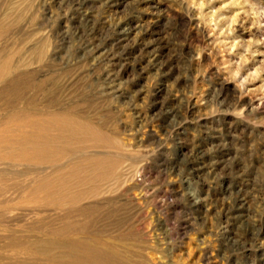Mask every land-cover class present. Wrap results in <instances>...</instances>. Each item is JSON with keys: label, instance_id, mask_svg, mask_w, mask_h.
<instances>
[{"label": "rangeland", "instance_id": "rangeland-1", "mask_svg": "<svg viewBox=\"0 0 264 264\" xmlns=\"http://www.w3.org/2000/svg\"><path fill=\"white\" fill-rule=\"evenodd\" d=\"M8 116L0 264H264V0H0Z\"/></svg>", "mask_w": 264, "mask_h": 264}, {"label": "bare ground", "instance_id": "bare-ground-1", "mask_svg": "<svg viewBox=\"0 0 264 264\" xmlns=\"http://www.w3.org/2000/svg\"><path fill=\"white\" fill-rule=\"evenodd\" d=\"M104 20V19H103ZM6 70V69H5ZM7 72V71H6ZM8 89V88H7ZM18 113V112H17ZM29 112H27V114H28ZM24 114V113H23ZM18 115H20V114H15V115H13V116H11V117H16V116H18ZM24 115H26V114H24ZM23 115V116H24ZM36 115V114H35ZM38 115V114H37ZM41 115V114H40ZM27 116V115H26ZM11 117L10 116H8L7 118H4V119H0V126H2L6 121L8 122V120H10L11 121ZM20 118L22 117V116H19ZM18 118V117H17ZM24 118V117H23ZM27 118V117H26ZM45 119V118H44ZM16 120V119H15ZM31 121V120H30ZM40 121H42L43 122V120L41 119ZM47 121V120H46ZM38 122V121H37ZM49 122V121H48ZM41 123V122H40ZM44 123H46V122H43L42 124H44ZM10 124V123H9ZM24 124V123H23ZM56 124V123H55ZM18 125V124H17ZM21 125V124H20ZM24 125H26V124H24ZM52 125V124H51ZM13 126H15V125H13ZM27 126V125H26ZM42 126V125H41ZM44 126H45V124H44ZM70 126V125H69ZM73 126V125H72ZM19 127V126H18ZM20 127H23V125L22 126H20ZM28 127H30L29 125H28ZM32 127V126H31ZM39 127V126H38ZM50 127H52V126H50ZM75 127V126H74ZM2 128V127H1ZM9 128V127H8ZM35 128V127H34ZM60 128V127H59ZM10 129V128H9ZM29 129V128H28ZM28 129H25V130H28ZM37 129V128H36ZM41 129H43V127L41 128ZM49 129V128H48ZM53 129V128H52ZM75 129H76V127H75ZM32 130H34V129H32ZM71 130V129H70ZM72 130H73V128H72ZM17 131V130H16ZM30 131V130H29ZM53 130H51V132H52ZM9 132V131H8ZM94 132V131H93ZM27 133V132H26ZM63 131L61 132V134H60V138H62V137H64V140L63 141H61L63 144H65L68 140H69V138H71L70 137V134L69 135H67V136H63ZM19 134V133H18ZM66 134V133H65ZM15 135V134H14ZM31 135H33V134H31ZM58 135V134H57ZM56 134H54V133H51V134H47L46 136H44L43 138H42V140H40V141H36L37 142V144L39 145V146H43V148L39 151V155L40 156H43V157H53V155H57V154H59V151L61 152L62 150H60V145L58 144L57 145V147H55V148H47V144L48 143H50V142H52V143H54L55 141H57L58 142V136H57ZM16 136V135H15ZM43 136V135H42ZM3 137H5V136H3ZM10 137H12V136H10ZM20 137V136H19ZM29 138L31 137V136H28ZM8 138V137H7ZM15 139V138H14ZM25 139V138H24ZM33 139H35V138H33ZM27 140V139H26ZM36 140V139H35ZM12 141V140H11ZM32 141V140H31ZM15 143V142H14ZM55 145V144H54ZM2 147V146H1ZM34 148V147H33ZM38 148V147H37ZM41 148V147H40ZM3 149H4V147H3ZM20 149V148H19ZM19 149H16L17 151L19 150ZM6 150H7V147H6ZM10 150V149H9ZM9 150H7V151H9ZM29 150V149H28ZM30 150H32V149H30ZM38 150V149H37ZM36 151V150H35ZM27 152V151H26ZM26 152H24V153H26ZM37 152V151H36ZM62 152H64V151H62ZM12 153H14V152H12ZM31 153V152H30ZM4 154H6V153H4ZM19 154V153H18ZM26 155V154H25ZM34 155V154H33ZM38 155V156H39ZM23 157H25L24 155H22ZM21 156V157H22ZM29 156V155H28ZM36 156V155H35ZM58 156V155H57ZM4 157V156H3ZM2 157V158H3ZM19 157V156H18ZM30 157V156H29ZM13 158H14V155H13ZM103 158V157H102ZM31 159H33V158H30V160ZM53 159H55V158H53ZM53 159H51V160H53ZM17 160V159H16ZM33 160H36V159H33ZM18 161H19V159H18ZM21 161H23V158H22V160ZM40 161V160H39ZM30 162V161H29ZM32 162V161H31ZM33 162H37V161H33ZM101 169V168H100ZM105 171V170H104ZM104 174V173H103ZM40 185V184H39ZM21 187V186H20ZM24 187V186H23ZM22 188V187H21ZM34 188V187H33ZM46 189V188H45ZM24 190V189H23ZM6 199V198H5ZM72 239V238H71ZM73 240H75V239H73ZM76 240H78V239H76ZM75 240V241H76ZM44 241V243H43V245H48V244H54V242H56L55 244L58 246L57 248H60L62 251L63 250H65L66 248H68L69 246H73V247H77V248H79L78 247V245L80 244V242L79 241H76V244L74 245L73 244V242H71V241H66L65 242V240H63V239H46V240H43ZM24 242V241H23ZM18 243H20L19 241H18ZM18 243H16L15 241L14 242H12V243H9V245L11 246V247H14V246H20ZM21 243H22V241H21ZM34 244V243H33ZM32 244V245H33ZM84 244V243H83ZM8 245V246H9ZM77 245V246H76ZM7 246V247H8ZM9 246V247H10ZM34 247V246H33ZM86 248L87 247V249L88 250H90L93 246H85V245H83V247L82 248ZM95 247V246H94ZM102 247V246H101ZM104 247V246H103ZM80 248H81V246H80ZM90 248V249H89ZM68 249H70V247L68 248ZM111 249V248H110ZM37 250V249H36ZM71 250H73V249H71ZM70 250V251H71ZM93 251H94V249H92ZM108 250H109V247H105V248H103V250L102 251H100L101 252V255L102 256H100V255H98V256H96V258H94V261L92 260V263H94V264H112V263H110V261H103V255H104V253H110V252H108ZM122 250V249H121ZM77 251V250H76ZM51 252V251H50ZM65 252H66V250H65ZM81 252V251H80ZM84 252H85V250H84ZM95 252H96V250H95ZM99 252V253H100ZM113 252H114V250H113ZM70 253V252H69ZM68 253V254H69ZM98 253V252H97ZM117 253V252H116ZM59 254V253H58ZM73 254V253H72ZM27 255V254H26ZM78 255V254H77ZM81 255V254H80ZM106 255V254H105ZM49 256V255H48ZM65 256V255H64ZM79 256V255H78ZM92 256V255H91ZM127 256V255H126ZM53 257V256H52ZM68 257V256H67ZM81 257V256H80ZM83 257V256H82ZM93 257H95V256H93ZM110 257V256H109ZM59 258V257H58ZM74 258V257H73ZM72 258V259H73ZM85 258H86V256H85ZM89 258V257H88ZM87 258V259H88ZM83 259H84V257H83ZM86 259V260H87ZM90 259V258H89ZM106 259V258H105ZM79 260V259H78ZM81 260V259H80ZM113 260V259H112ZM66 261V260H65ZM71 261V260H70ZM70 261H69V259L64 263L63 261H60V262H58L57 264H70ZM82 261V260H81ZM91 260H89L88 262H90ZM73 262V261H72ZM77 263V262H76ZM80 263V262H79ZM79 263H77V264H79ZM80 264H84V261H83V263L81 262Z\"/></svg>", "mask_w": 264, "mask_h": 264}]
</instances>
